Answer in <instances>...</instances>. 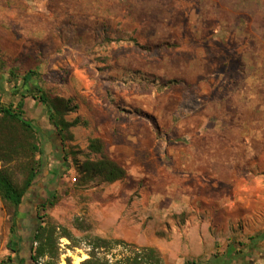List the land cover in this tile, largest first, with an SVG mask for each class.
<instances>
[{
    "label": "rangeland",
    "instance_id": "374dc122",
    "mask_svg": "<svg viewBox=\"0 0 264 264\" xmlns=\"http://www.w3.org/2000/svg\"><path fill=\"white\" fill-rule=\"evenodd\" d=\"M31 69L38 78L33 84L78 106L66 118L78 120L69 145L79 161L93 138L105 142L111 159L125 162L131 157L107 152L108 145H126L129 138L90 136L118 119L143 128L140 144L154 150L144 158L135 153L133 161L145 164L117 185L99 178L81 182L74 159H62L45 106L26 97L25 117L35 125L43 153L41 171L14 218L23 237L20 256L25 264H31L29 235L39 216L58 226L57 233L65 228L71 234V239L57 240L59 264L88 258L94 237L110 241L96 251L114 262L124 248L114 242L118 238L100 234L105 220L101 210L111 203H132L125 207L129 226L136 220L146 230L153 213L147 210L149 201H138L141 192L209 199L215 187L231 190L226 178L234 175L236 193L243 199L251 195L245 189L254 183L239 179L264 176V163L259 165L264 162V117L258 118L264 116V0H0L3 103L18 100L9 71L20 76ZM126 98L133 100L127 104ZM143 118L148 127L140 126ZM151 129L154 138L147 136ZM120 186L130 188L124 192L128 200L119 197L122 192L116 197ZM51 193L55 204L38 209ZM13 212L0 198V262L10 253L6 243ZM231 228L236 229L229 233L235 240L227 238L228 244L243 233L242 222ZM253 236L251 242L243 238L234 243L250 264L255 262L252 250L264 252V240L255 241L261 235Z\"/></svg>",
    "mask_w": 264,
    "mask_h": 264
},
{
    "label": "crops",
    "instance_id": "0c3cea01",
    "mask_svg": "<svg viewBox=\"0 0 264 264\" xmlns=\"http://www.w3.org/2000/svg\"><path fill=\"white\" fill-rule=\"evenodd\" d=\"M124 100L125 103L130 104L128 100L133 99L126 98ZM141 102L143 101L139 103ZM249 114L251 116L252 113ZM262 117L264 116L260 114L258 118L262 119ZM107 120L109 122L108 118ZM118 120L119 123H115V125L105 123L104 127L99 128L98 132L96 131L97 133L90 136L106 137L115 135L130 139L126 145L110 144L107 146L109 154L115 151L132 154L125 162H120L113 157V160L125 170V176L123 177L125 178L126 175H133L132 170H139L143 167L142 163L145 164L144 161H133L136 159L134 154L138 153L139 157L144 158L146 157L145 153L152 152L154 149L153 146L140 144V138L145 135L143 128L133 127V121L131 123L126 122V124L125 119ZM146 120L148 119L143 118L140 120L141 127H148L149 122ZM152 132L151 129V133H147V136L154 138ZM136 142L137 144H134ZM263 163L261 161L259 165ZM233 178L234 175H229L226 178L227 184L232 187L231 190L227 188V190L222 189V192H220L217 189L218 187L214 186L216 192L212 193L213 196L209 199L201 198L198 195L188 199L182 193L141 192L140 195L137 194L138 201L146 200L150 202L147 205V210L153 213V218H150L151 221L147 224L146 230L141 227L140 221L138 224L136 220H133L132 225L129 226L128 215L125 214L127 208L125 207H129L130 204L123 206L118 202L111 203L109 209L101 210L105 220L101 223L100 234L109 238L115 237L118 238L117 240L121 239L124 242H132V244L135 243L139 247H154L158 250L163 264H250L251 259L246 260L247 258L242 256L246 253L236 248L234 243H238L243 238L251 242L255 238L253 236L255 233L261 235V239L258 237L255 241L264 240V176L249 175L239 179L240 182L254 183L253 187L245 189L251 195L246 198L244 194L243 199L236 193L239 183L237 184L236 179ZM121 179L113 183L120 182ZM222 181H225V179ZM129 189V187H117L116 197L122 192L119 197L128 200L124 192L128 193ZM109 191L113 192L114 190ZM256 192L258 193L256 194ZM108 193L107 191V195H109ZM252 193H254V197ZM253 203H256V205L253 206ZM241 204L243 207H241ZM113 208L116 209L113 210ZM239 208L244 209L243 214L237 213ZM114 222L115 226L113 225ZM239 222L243 224V233L236 237L233 244L226 243L227 238H229V241L234 239L230 237L229 233L236 230L231 227H236ZM220 240L223 245L218 242ZM251 254L255 258V262L252 264H262L264 252L254 249ZM248 256L251 255L248 254ZM213 259L215 260L213 261Z\"/></svg>",
    "mask_w": 264,
    "mask_h": 264
},
{
    "label": "trees",
    "instance_id": "16d2710c",
    "mask_svg": "<svg viewBox=\"0 0 264 264\" xmlns=\"http://www.w3.org/2000/svg\"><path fill=\"white\" fill-rule=\"evenodd\" d=\"M10 79H13L12 95L17 101L3 103L0 100V198L13 207L14 212L9 229V238L6 243L10 253L2 259L0 264H25V259L20 256L23 237L18 232L17 218L19 206L29 188L39 175L42 163L40 155L43 153L38 131L33 122L25 117L24 99L30 96L46 108L47 121L53 126L56 137L61 145L62 159L64 162L69 157L74 159L79 181L87 183L94 178H99L107 183H112L125 176V170L105 153V142L100 138L90 139L89 152L84 155V160L76 158V152L69 142L73 140L71 127L78 124V120L69 121L66 115L77 109L71 98L58 96L33 84L38 81L34 70H27L20 76L16 71H9ZM98 153L100 158H91L89 154ZM55 204V196L49 194L47 198L39 202L38 209H46ZM29 235V259L31 264H59V237L71 239L70 232L62 228L57 233L54 223L38 217ZM121 244L125 253L114 262L105 257H100L96 249L108 246L109 240L94 237L88 258L79 264H163L158 250L154 247H139L132 243L115 240ZM75 245H72L74 247ZM43 260V261H42ZM67 263L71 264L67 258Z\"/></svg>",
    "mask_w": 264,
    "mask_h": 264
}]
</instances>
